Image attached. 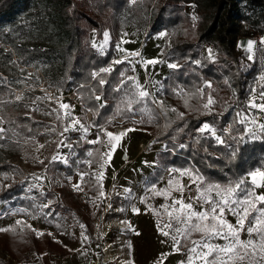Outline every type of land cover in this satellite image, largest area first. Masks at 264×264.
Returning <instances> with one entry per match:
<instances>
[{
	"label": "trees",
	"instance_id": "16d2710c",
	"mask_svg": "<svg viewBox=\"0 0 264 264\" xmlns=\"http://www.w3.org/2000/svg\"><path fill=\"white\" fill-rule=\"evenodd\" d=\"M129 2L130 0H0V22H13L18 10L34 14L37 17L36 35L40 28L47 29L52 41L44 50L39 43L25 41L27 35L24 33L13 38L0 29L1 36L6 34L3 44L9 47L6 50L4 46H0V60H10L15 54L21 65L28 66L40 57H57L60 78L57 88L61 92H74L82 110V124L105 128L113 119H127L138 115L142 128L149 131L151 127L145 124V117L140 111L142 101L133 104L132 111L127 110L125 103L136 91L129 79L132 70L126 62L114 63L118 57L116 47L120 17L128 8ZM142 2L144 13L147 15L149 11V36L165 31L166 36L171 38V47L166 54L178 65L161 80L164 95L171 100L175 111L161 107V104L157 106V116L161 117L163 127L157 130L155 136L158 143L165 142V148L156 152L155 167L147 175V182L150 185L159 183L165 172L174 168L179 171L190 170L194 175L202 176L201 188L208 183L224 186L245 178L250 171L264 168V137L247 139L245 126L237 115L244 110L245 101L259 73L258 56L250 61L237 46L239 39L249 36V32L240 23L258 27L262 33L264 0ZM190 4L194 6L195 20L185 12V7ZM91 32H94L97 41H102L104 33H108L109 42L104 53L94 50L90 40ZM36 35H31V38ZM207 44L215 51L213 60L202 54V47ZM261 49L264 56V44ZM109 64H112L111 71H101ZM101 80L105 83L101 84ZM208 84H211L210 88L207 87ZM96 96H100V100ZM208 96L215 101L210 106L211 111L203 107ZM148 105L152 107L149 100ZM86 113L90 115L88 123ZM161 121L159 119L160 126ZM205 123L220 133L223 144L212 136L199 132ZM0 127L5 129L0 133V176H12L0 186V201L32 210V201L21 197L24 191L19 185V171L3 160L2 147L4 143L17 147L18 142L36 137L39 129L35 115L26 106L24 99L13 100V87L6 83L2 74ZM67 141L71 144L67 161L46 163L45 172L60 182V186L55 188L58 202L53 201L52 195L47 194V198L54 211L73 214L78 213L79 208L74 193L70 192L67 179L75 172L86 174L84 185L87 190L92 194L100 191L101 186L91 174V169L99 167L102 140L96 146L79 136L69 137ZM89 152H92V156L88 155ZM52 213L49 214L50 218H53ZM80 220L91 237L93 227L90 220L84 213H81ZM5 229L14 231H0V249L12 261L21 262L30 253L36 256L45 253L68 256L63 244L50 237L42 238L32 229H21L16 224ZM0 262L8 263L1 258Z\"/></svg>",
	"mask_w": 264,
	"mask_h": 264
},
{
	"label": "rangeland",
	"instance_id": "374dc122",
	"mask_svg": "<svg viewBox=\"0 0 264 264\" xmlns=\"http://www.w3.org/2000/svg\"><path fill=\"white\" fill-rule=\"evenodd\" d=\"M142 5V0H135V3L130 0L128 8L120 17L121 24L116 47L118 57L115 61L126 62L132 70L131 85L136 88L138 84L142 90L149 93V97L142 100L140 106V111L145 117V124L151 127L149 131L142 128L138 115L127 119H113L105 128H94L87 124L85 125L88 128L87 133L80 130L78 126L76 130H72L71 120L64 113L70 111L73 118L81 121L82 110L74 92H61L57 88L60 79L57 57H40L28 66L21 65L15 54L10 60H0V74L8 85L13 87V100L24 99L26 106L33 111L36 126L39 129L36 137L18 142L17 147L9 146L7 143H4L2 147L3 160L19 171L18 181L24 191L21 197L32 201L33 209L0 201V229L8 228L13 224L21 229H32L36 234L43 233L38 235L42 238L50 237L63 244L68 251L67 257L46 253L36 256L30 253L26 254L21 262H17L12 261L8 254L0 249V258L8 262L6 264H103V260L106 259H110L108 264H158L162 256L164 257L162 264H181L187 259V248H182L179 253L175 252L172 240L162 236L158 229V221L162 225L168 220L163 206L170 205L172 200L165 199L163 195H155L151 189L155 188L163 192L169 188L170 181L178 180L185 186L183 198L188 202L189 197L194 198L197 195V185L188 176H180L179 171L173 172L174 168L168 169L162 180L155 185H150L146 179L155 167L156 152L163 151L165 148V142L158 143L155 136L157 130L163 127L161 117L157 116V106L163 102L164 107L175 109L161 87V80L173 69L169 65L175 63L166 54L171 47V38L166 36V32L162 31L149 36V11L146 15ZM185 12L193 17L194 6L187 5ZM14 17L13 22L6 20L0 22V29H3L10 37L16 38L24 33L27 35L25 41L32 44L39 43L44 50L52 44L47 29L40 28L36 35L37 17L34 14H26L18 10ZM240 24L249 32V36L239 39L237 46L244 51L247 58L252 56V59L248 58L250 61L258 56L259 73L245 101V108L240 112L239 119L241 121V116L247 117L243 123L247 139H261L264 137V130H261L259 125H264V112L250 108L248 104L253 95L257 97V103L264 102L259 99L260 93L264 91V81L260 80V77L264 75V56L261 54L264 29L260 33L258 27L253 28L242 22ZM31 35L36 36L31 38ZM3 40H6V34L0 35V46H4L6 50L9 49L3 44ZM90 40L92 46L96 45L93 46L96 52L104 53L109 38L107 43L104 37L102 41H97L94 38V32H91ZM249 41L254 42L251 52L247 50ZM101 46H103L102 50ZM209 49L212 50L211 55H209ZM129 53H139V55L130 56ZM202 54L207 59L213 60L215 51L207 44L202 47ZM146 60L160 62L155 65H145L143 61ZM107 68L111 69L112 64H109ZM148 100L152 107L148 105ZM153 101L156 102L153 103ZM61 104H68L70 109H61ZM85 118L88 123L90 115L86 113ZM253 119L256 120L255 124L251 123ZM65 127H69V131L65 132ZM127 128L136 130L128 133L117 145L109 163L103 169L100 167L91 169L94 177L100 171L104 173L103 178L98 182L101 186L100 191L96 194L90 193L84 185L86 174L75 172L67 181L70 192L74 193V199L78 203L79 212L65 214L54 211L47 194L52 195L54 202H58L55 188L60 186V182L54 176L48 175L45 167L48 162L65 163L67 161L70 153L69 145H71L67 139L79 136L88 143L101 139L102 154L109 150L106 146L107 137L103 135V132L106 130L119 133ZM248 129L252 131L249 132ZM227 130L228 126L225 127L226 132ZM215 132L216 136L220 137V133ZM200 133L210 135L217 141L216 136L211 133ZM90 144L97 145V143ZM53 156L61 158L53 160ZM9 178H12L10 174L0 176V186ZM245 178H248L247 175ZM75 185H80L82 190H76ZM101 191L104 196L100 195ZM256 192L264 194V188H256ZM173 196L179 197L180 193L173 192ZM195 207L199 209L200 205L195 204ZM157 211L161 213L160 217L154 214ZM51 212H53V218L49 216ZM81 213H84L92 224L91 237L86 233L85 226L80 220ZM226 218L229 222L236 223V217L231 214H226ZM122 224H128L127 230L120 229ZM241 238H248L246 232L242 233ZM214 243L222 245L224 241L216 240ZM146 249L151 250V253H145ZM118 250L119 254H116ZM0 264L3 263L0 262Z\"/></svg>",
	"mask_w": 264,
	"mask_h": 264
},
{
	"label": "snow or ice",
	"instance_id": "6c2138e0",
	"mask_svg": "<svg viewBox=\"0 0 264 264\" xmlns=\"http://www.w3.org/2000/svg\"><path fill=\"white\" fill-rule=\"evenodd\" d=\"M135 3V0H133ZM196 17L193 16V20ZM108 33H104V41H108ZM264 44V41H261ZM96 46L95 44L93 45ZM254 42L249 41L247 44V50L252 51ZM103 46H101V50ZM124 51V49H120ZM209 55L212 54V50L209 49ZM130 56H138L139 53H129ZM252 59V56L248 57ZM122 61H114V63H121ZM158 60H146L143 61L145 65H155L159 63ZM177 64H170L169 67L177 68ZM101 71L109 72L111 69L104 68ZM129 79H132L129 77ZM261 81H264V75L260 77ZM101 84L105 83L104 80L100 81ZM207 87H211L208 84ZM149 97V93L136 85V91L132 94V97L125 101L127 110L132 111V105L141 103L142 100ZM19 99V98H18ZM97 100H100V96H96ZM259 99L264 101V91L259 95ZM257 97L255 95L249 101L248 106L253 109H259L264 112V102L257 103ZM156 101H153L155 103ZM163 107V102H160ZM215 101L211 96L207 97V103L203 105L205 109L211 111L210 106L214 105ZM61 109L68 110L70 106L68 104H61ZM119 111V109H118ZM175 111V109H171ZM66 117L71 120V129L76 130L77 126L80 130L87 133L88 128L81 123L79 119L73 118L70 111L64 113ZM181 116L183 114H180ZM237 115H240L237 113ZM247 120L246 116H241V123ZM251 123L255 124L256 120L253 119ZM261 130H264V125H259ZM135 128H127L119 133H112L110 131H104L103 135L107 137L106 146L108 151L102 153L100 156L99 167L103 169L111 160L112 154L115 151L117 145H119L122 139L130 132L135 131ZM5 131L0 127V133ZM65 132L69 131V127H65ZM200 132H208L213 136H216L215 129L205 123L199 129ZM249 132L252 129H248ZM62 135V133H61ZM219 143L223 144L224 141L216 136ZM241 139H243L241 137ZM90 143H101L100 140H93ZM63 144V141H61ZM41 147H43L41 145ZM70 147V145H69ZM92 156V152L88 153ZM59 156H53V160L60 159ZM43 163V161H40ZM173 172L179 170L173 169ZM180 176H188L194 184L197 185V195L192 198L189 197L188 202L183 198L184 185L178 180L170 181L168 189L160 192L155 188L151 191L155 195H163L165 199H171L170 205H164V214H166L168 220L162 225L158 221V229L160 234L164 237H168L172 240V247L175 252H181L182 248H187L185 261L181 264H264V194H258L256 188H264V169L257 168L250 171L247 177L241 178L228 185H220L218 183H208L203 188L200 184L203 183V177L194 175L190 170L179 171ZM103 171H100L95 179L99 182L103 178ZM40 179V177H36ZM76 190H82L80 185L74 186ZM173 192H179L180 196H173ZM101 196H104L103 191L100 192ZM195 204H199L200 208L197 209ZM134 211H139L134 209ZM158 217L161 216L160 212H155ZM226 214H231L236 217V223L233 224L228 221ZM20 223V222H18ZM0 231H14L13 229H0ZM35 231V230H34ZM247 234V239H242V233ZM37 235H43V233H37ZM194 236H198L199 239H194ZM87 239V237H85ZM216 240H223L224 244L214 243ZM164 257H161V262Z\"/></svg>",
	"mask_w": 264,
	"mask_h": 264
},
{
	"label": "bare ground",
	"instance_id": "6f19581e",
	"mask_svg": "<svg viewBox=\"0 0 264 264\" xmlns=\"http://www.w3.org/2000/svg\"><path fill=\"white\" fill-rule=\"evenodd\" d=\"M129 226H128V224L126 225H121V227H120V229L121 230H127V228H128ZM154 246V245H153ZM152 249V248H151ZM154 249V248H153ZM147 252H149V253H151V250H149V251H147V249H146V251H145V253H147ZM116 254H119V250L118 251H116Z\"/></svg>",
	"mask_w": 264,
	"mask_h": 264
},
{
	"label": "built area",
	"instance_id": "2783aa9c",
	"mask_svg": "<svg viewBox=\"0 0 264 264\" xmlns=\"http://www.w3.org/2000/svg\"><path fill=\"white\" fill-rule=\"evenodd\" d=\"M110 262V259L103 260V264H108Z\"/></svg>",
	"mask_w": 264,
	"mask_h": 264
}]
</instances>
